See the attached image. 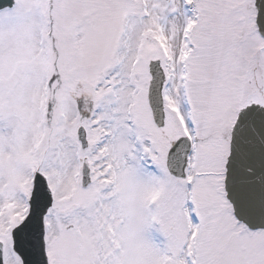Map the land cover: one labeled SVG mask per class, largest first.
Returning <instances> with one entry per match:
<instances>
[{
  "label": "snow or ice",
  "instance_id": "snow-or-ice-1",
  "mask_svg": "<svg viewBox=\"0 0 264 264\" xmlns=\"http://www.w3.org/2000/svg\"><path fill=\"white\" fill-rule=\"evenodd\" d=\"M0 264H264V0H0Z\"/></svg>",
  "mask_w": 264,
  "mask_h": 264
}]
</instances>
